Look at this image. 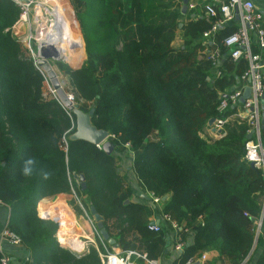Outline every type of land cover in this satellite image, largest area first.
Masks as SVG:
<instances>
[{
	"label": "trees",
	"instance_id": "1",
	"mask_svg": "<svg viewBox=\"0 0 264 264\" xmlns=\"http://www.w3.org/2000/svg\"><path fill=\"white\" fill-rule=\"evenodd\" d=\"M71 1L78 6L86 52L80 67L66 70L74 103L82 111L94 108L91 124L108 132L113 148L129 143L131 169L148 196L160 198L162 213L178 223L201 219L174 264L206 250H216L221 264L247 256L264 264V174L244 158L249 125L230 119L218 136L201 134L218 116L219 93L231 91L246 62L226 58L218 66L222 76H216L204 53L202 33L209 20L188 8L182 14V0ZM20 14L13 0H0V209L21 240V247L6 248L9 256L23 250L22 264H101V245L79 255L57 241L58 218L37 214L43 198L72 190L89 213L93 207L102 217L116 245L152 254L155 244L145 243L152 231L135 218L143 205L129 201L119 212L113 203L120 193H131L118 170L119 157L71 139L75 113L57 98L44 97V74L9 32ZM234 30L235 25L221 27L217 43ZM177 32L181 44L174 47ZM74 33L72 55L78 59L83 44L76 34L81 51ZM261 141L264 145V125ZM29 159L33 173L24 176ZM74 174L83 176V188ZM71 203L82 214L75 198Z\"/></svg>",
	"mask_w": 264,
	"mask_h": 264
},
{
	"label": "built area",
	"instance_id": "2",
	"mask_svg": "<svg viewBox=\"0 0 264 264\" xmlns=\"http://www.w3.org/2000/svg\"><path fill=\"white\" fill-rule=\"evenodd\" d=\"M13 1L21 7L19 19L12 26L13 29H17L19 22L26 19L27 7L33 4L34 0L28 4L19 0ZM187 8L189 10H195V15L197 16H202V14H204V17L209 20V27L202 33L204 38L203 45L205 47V58L216 66V76H222V72L218 66L221 65L226 58H230L232 61L243 59L246 62L245 70L238 77V82L232 87L231 91L228 93H219L220 100L216 109L218 116L213 117L214 120L212 124H207V128L211 135L218 136L228 120H245L249 125L248 133H251V138L244 144V158L255 167L260 168L264 174V145L261 141L260 108V99L264 93V59L260 54V51L264 48V15L256 9L252 0H210L201 1L199 3L189 0ZM198 8H200V11ZM226 24L230 26L235 25L236 30L223 37L220 44H218L215 37L216 32ZM36 41L38 49L40 41ZM22 44L25 46L24 43ZM27 46L29 47V44ZM222 48L224 52H222ZM28 51L30 53V50ZM246 87L249 88L250 94L244 102L241 103L239 99ZM69 99L73 101L72 96H69ZM229 108L234 109V112L224 115ZM218 130H220L219 133L217 132ZM109 138L110 135L108 136V140ZM123 145L129 149L128 142H124ZM95 146L101 149L102 143L96 144ZM72 195L81 208L82 215L92 229L93 239L87 240V242L93 243L97 250L98 245H101L103 248L102 251L99 252L101 264H134L133 258L135 257L146 264H156L155 260L148 258L147 253H139L133 249H127L121 252L111 250L101 237L93 216L83 207L73 190ZM149 197L154 204L158 205L160 203L159 197L151 193ZM0 205H3L1 201ZM40 215L43 217L53 215L52 217L59 219L55 237L60 245H67L63 239L67 236V229H65L66 232H62L63 215L60 211L41 210ZM244 215H247V213L245 212ZM161 217L164 223L172 230L178 228V221L171 213L163 212L161 213ZM260 225L261 223L259 222L257 228H259ZM148 228L152 232L160 231L159 223L153 222L148 225ZM183 245V242H178L174 245V249L181 251ZM7 246L11 248L21 247V240L16 232L7 227L6 216L0 227V264H11L10 256L6 249ZM73 249L77 251L82 250V248ZM205 259L206 255L202 253L200 258L192 256L186 259L182 264H194L198 260L203 261ZM244 262L245 260L243 259L238 264H244Z\"/></svg>",
	"mask_w": 264,
	"mask_h": 264
},
{
	"label": "crops",
	"instance_id": "3",
	"mask_svg": "<svg viewBox=\"0 0 264 264\" xmlns=\"http://www.w3.org/2000/svg\"><path fill=\"white\" fill-rule=\"evenodd\" d=\"M190 1L199 3L201 1L204 2L210 0H190ZM252 1L255 4L256 9L259 10V12H263L264 15V0H252ZM198 10L200 11V8H198ZM179 40H180L179 36L178 37L175 36L173 40L174 47L179 46ZM260 54L264 59V48L260 51ZM201 134L206 136L211 135L207 127L203 128ZM113 152L116 156L119 157L118 170L121 174L124 175L126 181L125 185H127L131 191L130 195H127L124 192L120 193L113 200V203L115 204L119 212H123L125 205L129 201H136L138 203H141L143 205V210L136 213L135 218L137 220L146 223L147 225L153 222L159 223L160 225V231L152 232L151 236L145 240V243L147 244L152 243L155 244L156 246L153 253L151 254L153 255V260L156 261V264H174L177 260L178 254L181 252L175 250L174 245L177 244L178 242H183L184 245L190 244L191 227L200 224L201 219L199 218L193 221L192 223H186V222L178 223L179 226L177 229L170 230L169 226L166 223H164V221L162 220L161 217L162 212L160 206L155 205L153 201L150 200L147 192L141 188L133 169H131L134 153L130 151L128 148H126L123 144H121L116 148L114 147ZM72 200H73V195L68 193H59L57 195L45 197L37 205V214L40 215L41 213L40 206L42 205H51V206L53 205V207H55V210L57 208L59 211H62L64 214L69 213L70 215L69 214L66 215L72 217L71 221L73 224L69 223L70 229L67 230L66 235L68 236L71 235L72 236L71 238L76 237L77 240L87 238L85 240L86 244L91 245V243L87 242V240L93 239L91 226L82 214H78L76 212L74 206L71 203ZM4 214H6L5 210L0 209V227L4 222V217H5ZM115 246L117 245H114V247L111 246L110 249L113 251H115L114 250L115 248L119 249L120 251L127 250L125 245L123 246L118 245V247ZM202 253L206 255V259L203 261L198 260L197 261L198 264H221L217 258L218 255L216 250H206L204 252L203 251L196 252L194 257L200 258ZM257 257H259V252L256 253V256L254 258L256 259ZM10 258L12 262L11 264H22V260L26 258V252L23 250H11ZM242 260L243 259H241L240 261ZM244 260H245L244 264H254L253 257L249 258V256H247L246 258H244ZM133 261L134 264H141L143 262L142 260L136 257L133 258ZM240 261L232 260L230 262H227L226 264H238ZM143 263L146 264L145 262Z\"/></svg>",
	"mask_w": 264,
	"mask_h": 264
},
{
	"label": "rangeland",
	"instance_id": "4",
	"mask_svg": "<svg viewBox=\"0 0 264 264\" xmlns=\"http://www.w3.org/2000/svg\"><path fill=\"white\" fill-rule=\"evenodd\" d=\"M61 5H62L63 9L60 8V11L63 13L66 21H68L67 39L61 43V47H60L61 52L64 53V56H61L60 59H58V60L48 59L47 62L50 65L51 69L54 71L56 78L59 81L62 89L69 96H72L73 101H74L75 100L74 97H76L75 96V90L73 89L72 85L70 84L69 77H68L66 70L76 69V68L80 67L83 62H85V60H86L85 42H84V38H83V35L81 32V29L79 27V22L76 18V14H75V10L78 8L77 3H75L71 0H61ZM52 6H54L52 1L34 0L33 4H30L27 7L26 19L21 20L19 22V26L17 29H13L12 27L9 29L10 34L14 38H16V40H18L19 42L24 43L27 50H30L29 54L33 58L34 62H36V60H38V58H39L38 49H37V41H36V40H38V34H37L38 28L42 26V23H44L43 24L44 26H48L50 24L52 16L49 14V10H51ZM47 14H49V15H47ZM74 22L76 24L77 30L74 27L75 26ZM73 30H75L76 34L79 35V37L82 41V44H83V55H82V52H80V56L78 57V59L76 58L77 55H74V54L72 55V34H73ZM178 33H179V35H178ZM178 33L176 34V37L179 36V38H180V32H178ZM76 37H77L76 39L79 40L78 36H76ZM79 42H80V40H79ZM28 44H29V47L27 46ZM180 44L181 43L179 40V45ZM80 45H81V42H80ZM80 49L82 51V45H81ZM37 69H39L40 72L42 74H44V77H45L44 81H43V95H44V97L45 98H49V97L57 98L56 92L52 88V85H51V82L48 78L47 73L44 71V69L42 67H37ZM86 111L87 110H85L84 112H86ZM81 201H83V200H81ZM50 207L53 210H55V207H53V205L52 206L50 205ZM263 208H264V204H263ZM56 210H58V209L56 208ZM60 213L63 215L62 211H60ZM244 216H246V215H244ZM63 218H64V215H63ZM257 222L261 223V219L258 220ZM257 222H256V224L258 225ZM67 230H69V229H67ZM258 232H259V228L256 227V230L255 229L253 230V234L255 233L254 234L255 235V241H256ZM86 239L87 238H83L79 241L85 242ZM84 242H83L84 245L82 246V250H78V251L73 249L68 244L62 245V246L69 248L70 250H72L75 253H77V252L83 253L84 251H87L88 247L90 246V245H86V242L85 243ZM91 245L96 247L93 243H91ZM115 247H118V245ZM114 250L117 252H121L117 248H115ZM146 253L148 254L149 259H153V255H151L148 252H146Z\"/></svg>",
	"mask_w": 264,
	"mask_h": 264
},
{
	"label": "water",
	"instance_id": "5",
	"mask_svg": "<svg viewBox=\"0 0 264 264\" xmlns=\"http://www.w3.org/2000/svg\"><path fill=\"white\" fill-rule=\"evenodd\" d=\"M26 4L32 2L33 0H19ZM189 0H182L181 4V13L186 14L187 12V4ZM263 14V12H261ZM180 26V25H179ZM38 60H36L35 65L37 67H42L44 71L47 73L48 78L51 82L52 88L56 92V96L60 103L65 107L68 111H73L76 115V128L75 132L70 136L71 139H80L87 141L93 145L102 143V150L107 154L111 153L113 150V145L108 140V132L104 129H97L91 124V116L94 113V108H90L87 112L82 111L79 109V106L75 104L73 101L69 99L68 94L62 89L59 81L56 78L54 71L51 69L50 65L48 64V59H60L57 49L48 41H42L39 44L38 48ZM250 90L248 87L245 88L242 96L240 97L239 101L242 103L244 100L249 96ZM260 108H261V127L264 125V93L260 99ZM213 118H210L207 122L208 125H211L213 122ZM218 133L220 130L217 131ZM251 133L246 135V139L250 140ZM74 178L81 182L82 188L84 187L83 176L74 174ZM165 197L162 198L164 200ZM91 215L94 218L96 223V227L99 230V233L104 241L107 242L108 245L114 246L115 240L109 237L106 229L103 227L102 217L96 213L93 207L89 208ZM77 254H81V252H77ZM194 264H198L195 262Z\"/></svg>",
	"mask_w": 264,
	"mask_h": 264
},
{
	"label": "bare ground",
	"instance_id": "6",
	"mask_svg": "<svg viewBox=\"0 0 264 264\" xmlns=\"http://www.w3.org/2000/svg\"><path fill=\"white\" fill-rule=\"evenodd\" d=\"M45 1L53 2L54 6H52L51 10H49V14L52 16V19L48 26H44L43 25L44 23H42V26L38 28V33H37L38 40L40 42L48 41L57 49L59 56H64V53L61 52L60 47H61V43L67 39L68 21H66L63 13L60 11V8H62L61 0H45ZM74 35L77 36L75 33ZM42 210H45V207H43V205H42ZM66 214H64V218H63L62 232H66L64 231V229L65 228L70 229L69 225L73 224L71 221L72 217L69 216L70 214L69 215ZM71 237H72L71 235L70 236L67 235L66 237H64L63 239L65 240V243L69 244L72 248L81 249L83 243L77 240L76 237L74 238Z\"/></svg>",
	"mask_w": 264,
	"mask_h": 264
},
{
	"label": "clouds",
	"instance_id": "7",
	"mask_svg": "<svg viewBox=\"0 0 264 264\" xmlns=\"http://www.w3.org/2000/svg\"><path fill=\"white\" fill-rule=\"evenodd\" d=\"M33 163H34V161L32 159H29V160H27L25 162V165H24V167L22 169V173H23L24 176H30V175H32V173H33V167H32ZM42 177L45 180L48 179L49 173L43 172L42 173Z\"/></svg>",
	"mask_w": 264,
	"mask_h": 264
}]
</instances>
